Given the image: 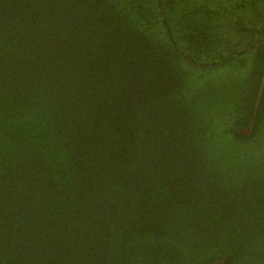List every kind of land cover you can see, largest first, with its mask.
Instances as JSON below:
<instances>
[{
    "label": "trees",
    "instance_id": "16d2710c",
    "mask_svg": "<svg viewBox=\"0 0 264 264\" xmlns=\"http://www.w3.org/2000/svg\"><path fill=\"white\" fill-rule=\"evenodd\" d=\"M0 264H264V0H0Z\"/></svg>",
    "mask_w": 264,
    "mask_h": 264
},
{
    "label": "water",
    "instance_id": "95a60500",
    "mask_svg": "<svg viewBox=\"0 0 264 264\" xmlns=\"http://www.w3.org/2000/svg\"><path fill=\"white\" fill-rule=\"evenodd\" d=\"M261 87H262V85H261ZM253 121H254V119L251 121V124H250V126L248 127V128H244V127H241L239 130H240V132H245V133H250V131H251V127H252V124H253Z\"/></svg>",
    "mask_w": 264,
    "mask_h": 264
},
{
    "label": "bare ground",
    "instance_id": "6f19581e",
    "mask_svg": "<svg viewBox=\"0 0 264 264\" xmlns=\"http://www.w3.org/2000/svg\"><path fill=\"white\" fill-rule=\"evenodd\" d=\"M241 128V127H240Z\"/></svg>",
    "mask_w": 264,
    "mask_h": 264
}]
</instances>
